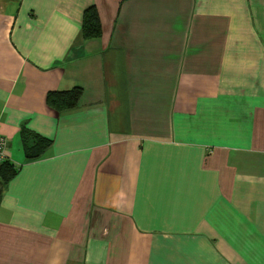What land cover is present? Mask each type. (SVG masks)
I'll use <instances>...</instances> for the list:
<instances>
[{"label": "crops", "instance_id": "crops-1", "mask_svg": "<svg viewBox=\"0 0 264 264\" xmlns=\"http://www.w3.org/2000/svg\"><path fill=\"white\" fill-rule=\"evenodd\" d=\"M0 133V264H264V0H0Z\"/></svg>", "mask_w": 264, "mask_h": 264}, {"label": "trees", "instance_id": "trees-1", "mask_svg": "<svg viewBox=\"0 0 264 264\" xmlns=\"http://www.w3.org/2000/svg\"><path fill=\"white\" fill-rule=\"evenodd\" d=\"M81 32L84 39L98 38L102 34V24L98 10L95 5L84 9L81 21ZM83 89L80 86H73L64 90H52L47 93L46 102L49 107L57 112H65L76 108L82 96ZM25 136L23 148L26 159L35 160L40 158L49 147L51 141L47 138L37 137L34 142H28L29 132H22ZM18 168L9 160L0 164V194L2 188L17 174Z\"/></svg>", "mask_w": 264, "mask_h": 264}, {"label": "built area", "instance_id": "built-area-1", "mask_svg": "<svg viewBox=\"0 0 264 264\" xmlns=\"http://www.w3.org/2000/svg\"><path fill=\"white\" fill-rule=\"evenodd\" d=\"M9 160V142L8 138L0 133V164Z\"/></svg>", "mask_w": 264, "mask_h": 264}]
</instances>
